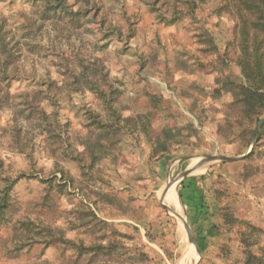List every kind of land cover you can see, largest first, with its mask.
I'll return each mask as SVG.
<instances>
[{
	"label": "rangeland",
	"instance_id": "rangeland-1",
	"mask_svg": "<svg viewBox=\"0 0 264 264\" xmlns=\"http://www.w3.org/2000/svg\"><path fill=\"white\" fill-rule=\"evenodd\" d=\"M202 1L189 12L185 0H0V264L182 260L159 191L193 159L246 154L264 117L240 113L233 19L222 0ZM88 114L118 127L143 116L149 134L140 123L118 129L91 158L99 132ZM252 152L179 181L201 254L189 264H243L239 224L213 206L259 229L264 247V130ZM193 185L201 213L182 196Z\"/></svg>",
	"mask_w": 264,
	"mask_h": 264
},
{
	"label": "trees",
	"instance_id": "trees-1",
	"mask_svg": "<svg viewBox=\"0 0 264 264\" xmlns=\"http://www.w3.org/2000/svg\"><path fill=\"white\" fill-rule=\"evenodd\" d=\"M200 2L203 1L185 0L184 5L190 12L197 7L196 3ZM219 10H224L233 19V40L236 42L238 53L232 57V62L239 67L241 74V83L236 87V98L243 110L240 113L252 122L256 118L255 121L257 122L264 113V0H222ZM102 84L107 85L106 78H103ZM108 89L110 95H113L114 92L111 87ZM89 90L95 93L96 97L104 102L108 109L112 108L113 98L107 99L106 94L98 87V84L91 85ZM88 115L91 126H94L99 132L95 142L87 146L91 158L97 157L92 151L94 146L104 150L107 140L119 131L118 129H124L130 133L133 130L132 124L140 123L143 133L149 134L147 119L143 116H137L135 119H123V124L118 127L119 122L103 125L98 115ZM263 130L264 124L259 130L257 142L260 140ZM155 153H158V150H155ZM252 155L253 152L251 151L250 157ZM185 190L186 194H182V196L188 202V206H195L199 209L198 213H201L205 209L202 190L197 185L187 186ZM214 201L216 200L214 199ZM3 207V204L0 205V212ZM211 210L212 216L218 213L224 225L239 224L238 235L239 243L243 248V264H264V247L259 245L258 239L255 237L259 229L247 221L235 218L232 210L227 206L221 208L213 206ZM217 229L218 225L212 220L206 232L213 237Z\"/></svg>",
	"mask_w": 264,
	"mask_h": 264
},
{
	"label": "bare ground",
	"instance_id": "bare-ground-1",
	"mask_svg": "<svg viewBox=\"0 0 264 264\" xmlns=\"http://www.w3.org/2000/svg\"><path fill=\"white\" fill-rule=\"evenodd\" d=\"M197 162H198V159L192 160V163L189 166V169L192 171L191 174L195 175V174L201 173L202 170L204 169L203 167L197 168L196 167ZM177 186L179 187V178L175 176L171 177V179L167 181V184L161 188L157 196H158V199L161 205L167 206L169 209L172 210L171 212H168V213L171 217H173L176 220L177 225H178V232L180 234L179 239H181L179 242H182L185 246V250L182 255V260L185 261L187 259V254H189V257L186 263V264H189L191 263V259L193 258V253L195 256H197V253H196L194 246L191 243L187 242L185 239L183 224L186 218L184 219V212L181 209V206L176 199L177 195L179 194V191H178L176 195ZM167 187L168 189L166 190ZM178 199H179V196H178ZM197 259H198V256H197ZM182 260L179 261L177 264H184Z\"/></svg>",
	"mask_w": 264,
	"mask_h": 264
},
{
	"label": "water",
	"instance_id": "water-1",
	"mask_svg": "<svg viewBox=\"0 0 264 264\" xmlns=\"http://www.w3.org/2000/svg\"><path fill=\"white\" fill-rule=\"evenodd\" d=\"M263 124H264V117L261 118L257 122V124L255 126V129H254V132H253V135H252V138H251V144H250V147H249L248 151L246 152V154L241 155V156H237V157H229V156H224V155H203V156L197 158L198 162L196 164V167L197 168H202L203 167L205 169L210 164H214V163H233V162H238V161H241V160L245 159L251 153V151H252V149H253V147L255 145V142H256L258 131L262 127ZM191 172H192L191 170L184 171L181 175H179V181L185 179L186 177H188L191 174ZM178 196H179V194H178ZM179 200H180V197H179ZM181 205H183V204L181 203ZM161 206L167 212H171L172 211L167 206H164V205H161ZM183 227H184V231L186 233L187 241L194 246V248L196 250V253H197V256H198V259L200 260L201 259V254H200L199 248L197 246V242H196L195 236H194V234H193V232H192L187 220L184 221ZM195 264H198V261Z\"/></svg>",
	"mask_w": 264,
	"mask_h": 264
}]
</instances>
